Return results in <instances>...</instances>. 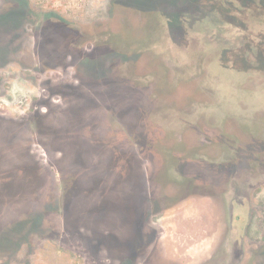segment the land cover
<instances>
[{
    "label": "rangeland",
    "instance_id": "1",
    "mask_svg": "<svg viewBox=\"0 0 264 264\" xmlns=\"http://www.w3.org/2000/svg\"><path fill=\"white\" fill-rule=\"evenodd\" d=\"M69 1L96 43L1 42L0 264H264L251 0Z\"/></svg>",
    "mask_w": 264,
    "mask_h": 264
},
{
    "label": "flooded vegetation",
    "instance_id": "2",
    "mask_svg": "<svg viewBox=\"0 0 264 264\" xmlns=\"http://www.w3.org/2000/svg\"><path fill=\"white\" fill-rule=\"evenodd\" d=\"M201 4L199 3L200 9L206 6H210L209 0H200ZM219 4L222 0H218ZM228 4L221 3L220 6L225 7L233 6L236 3H233L232 0L228 1ZM183 4L186 6H190L191 8L195 6V0H182ZM239 3V1H238ZM177 5V0L172 1L171 6ZM72 3L69 0H0V46L1 42L4 41L6 45L10 43L16 42V50L18 53H22L21 48L18 46L20 43L29 44L32 42H44L50 44H56L57 48L65 49V45L68 46V52H71V45H77L83 41L95 42L97 41V32H93V36L86 39V36L81 35V28L87 25V22L84 23L83 20H79L75 18V16L71 15L70 12H76L74 9H70ZM237 6V5H236ZM234 7V6H233ZM236 8V7H235ZM251 24L252 27L255 28L253 31L254 38H260V35L264 32L260 30L262 27L264 28V0H251ZM96 11V9H95ZM80 12V11H78ZM209 22V20L207 21ZM96 21H91L88 26L94 27ZM219 27V26H218ZM260 30V32H259ZM206 32V30H204ZM83 32V31H82ZM218 32L220 30L218 28ZM83 34V33H82ZM108 36V32H106ZM106 36V37H107ZM263 41H257L263 44L264 47V38L261 37ZM260 39V40H261ZM106 40L107 50L108 53H105L104 56L102 55L100 59L105 58L106 60L113 59V54L109 49H112L108 45V38ZM98 51V50H96ZM263 51V50H262ZM1 47H0V56ZM255 59L259 55V51L256 49L254 52ZM264 53V51H263ZM98 53L96 52V55ZM21 54H18V56ZM95 60H98V55L95 56ZM126 59L124 58V63L126 64ZM128 60V59H127ZM264 60V56H263ZM253 66L259 72L264 71V67H259L258 61L253 63ZM126 67L123 66V68ZM101 76V79L98 80L97 76H95L96 83L106 84ZM113 78H106L105 80H110ZM105 82V83H104ZM127 86H129L127 84ZM105 87H107L105 85ZM20 118V117H19ZM23 119V117H22ZM27 123V121H25ZM239 200H237L238 202ZM239 204H243L242 201L238 202ZM248 215V214H247ZM232 216V211H229L230 219ZM243 216V217H242ZM242 217V218H241ZM244 218H248V216L237 214L235 216L236 220H244ZM244 242H243V235H241L238 239H235L232 243V255L234 259L231 262L226 261L228 264H241L243 262L244 257ZM257 256L261 257L257 259ZM255 261L264 263V251L260 254L256 253ZM256 262V263H257ZM253 263L255 264L254 260Z\"/></svg>",
    "mask_w": 264,
    "mask_h": 264
}]
</instances>
